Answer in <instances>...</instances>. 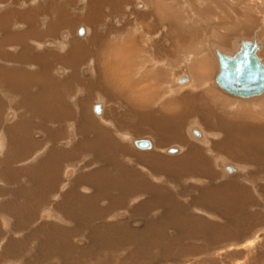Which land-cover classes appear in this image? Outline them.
Segmentation results:
<instances>
[{"label": "bare ground", "instance_id": "obj_1", "mask_svg": "<svg viewBox=\"0 0 264 264\" xmlns=\"http://www.w3.org/2000/svg\"><path fill=\"white\" fill-rule=\"evenodd\" d=\"M249 1L247 26L202 51L238 20L233 0H163L161 19L133 0H83L73 15L74 0H0V264H248L264 229V86L236 94L218 75L245 53L264 68V12ZM134 18L160 30L154 47L123 44ZM62 30L59 52L38 50ZM210 53L213 85L256 102L207 98ZM196 62L205 83L183 66L174 96L157 89L173 63Z\"/></svg>", "mask_w": 264, "mask_h": 264}, {"label": "rangeland", "instance_id": "obj_2", "mask_svg": "<svg viewBox=\"0 0 264 264\" xmlns=\"http://www.w3.org/2000/svg\"><path fill=\"white\" fill-rule=\"evenodd\" d=\"M142 1V2H141ZM163 0H159V3L156 1V0H133V2H132V8L133 9H135L134 10V12L136 13V14H138V15H143L144 13H145V10L144 11H141V10H138L137 8H136V4H145L146 6H148L147 8H150V10H151V6L154 8V11H153V13H155V14H157L156 15V17L158 16V19H161V17H162V15H160V12L158 11V8L159 7H161L163 4H160L161 2H162ZM192 2H193V5L194 6H196V5H198L197 4V0H191ZM235 1V2H234ZM247 1V2H246ZM246 1H241V0H233V2H231V3H229L230 4V6H231V8H232V10L233 11H231L230 12V14H232L233 16H236L237 17V19L238 20H236V23L233 25V26H231V27H229L226 31H224L223 33H220V35H219V37H223V40L222 39H217V37L215 38V37H209L208 39H206V38H203L202 39V43H203V48H202V51H205V50H207L208 49V42L209 41H217V42H220V43H223V44H225L226 43V38H228L229 36H231V34L233 35V34H236L237 33V30L239 29V28H245L247 25L245 24L247 21H248V18H251V17H249L248 15H249V13L247 12V10L248 9H244L245 7H247L248 5H246V3H248V0H246ZM254 5L253 6H255V5H258V6H260L261 8L259 9V10H261V12H264V0H250ZM249 1V2H250ZM218 2H222V0H218ZM199 7L200 6H202L201 4H199L198 5ZM220 6V5H219ZM129 7H131V6H129ZM226 7V6H225ZM249 7V6H248ZM221 10H225V9H223V8H221ZM138 11V12H137ZM140 11V12H139ZM236 13H235V12ZM221 12H223L221 15H219V13H218V15L221 17V18H223L224 19V17H223V15H225L226 16V14H224V11H221ZM258 16V15H257ZM120 17H122V16H120ZM218 17V16H217ZM255 17V14L254 15H252V18H254ZM244 18H245V21H244ZM157 19V20H158ZM167 19H169V20H171V16H169L168 14H167ZM221 22L223 21V20H220ZM257 21L259 22L260 20H259V17L257 18ZM257 22V23H258ZM140 23V24H139ZM129 27H126L127 29V31H125V28H123V31L126 33V42L125 41H123V44L124 45H126V46H128L129 45V40H131V41H135V36L134 35H137V42H139L138 43V46L139 45H142L143 47H145V49H147V46L148 47H154V45H155V43L157 42V38L155 39V41L153 42V44H150V43H148L147 42V40H146V38L147 37H149V36H155V37H157V34H159L158 32L160 31V30H156L155 31V34L154 33H148V32H151V31H146L145 30V28L147 29L148 27H147V21H141L140 19H133L132 21H130L129 22ZM243 24H244V26H243ZM134 25H138L139 27H140V32L139 31H137L138 29H135L134 28ZM230 25V24H229ZM241 25V26H240ZM83 26H86V25H83ZM222 26V25H221ZM223 26H226V25H223ZM86 27H88V26H86ZM255 28H257V25H252V32L251 31H248L247 30V32H251V33H247V34H245V33H239V35L238 36H242V35H245V36H247V37H251L252 36V34H253V30L255 29ZM134 32V33H136L137 32V34H134L132 31ZM67 34H68V32H67ZM75 35H77V32H76V34ZM142 35V36H141ZM160 35V34H159ZM79 37V36H78ZM124 37V38H125ZM218 37V38H219ZM81 38V37H80ZM139 38V39H138ZM148 39V38H147ZM141 40V41H140ZM128 41V42H127ZM229 41V40H228ZM132 45H134V44H132ZM146 45V46H145ZM125 46V47H126ZM199 46H201V45H199ZM202 47V46H201ZM209 47H210V44H209ZM210 49H211V47H210ZM186 50L187 49H185L184 51L186 52ZM208 51V50H207ZM185 54V53H184ZM211 54V53H210ZM210 54H207V55H205V56H207L208 57V61H209V63H210V65L212 66V68H211V74H210V76H208V78H207V80H209L208 82H209V84L208 85H210L209 86V88H205V94H206V96H207V98H214V99H216V100H218V101H220V99H221V101L222 102H224L223 101V99L224 100H228V101H231V102H233V103H238V104H242V105H248V104H250V103H252V102H256V100H249V101H242V100H238V99H236V98H233V97H230L229 95H227V94H225V93H223L221 90H219L217 87H215L214 85H213V80H214V78H215V75H216V73H217V65H216V62H215V60H214V57L212 56V54L210 55ZM186 62H188V61H186ZM171 66V65H170ZM183 66H185L184 68L185 69H183V70H185V72H189V69H190V72L189 73H191V75H192V78H193V80H194V82H193V84L195 85V84H203V83H205V81H206V79H204V80H199L198 78H199V76L200 75H203V70L201 69V67H200V65H199V63H193V64H188V63H173L172 64V67H171V69L169 70V72L167 73V77H166V79L165 80H163L162 82H161V84L157 87V89L158 90H165V86L168 84H170V86H171V88L173 89V93H172V96H174L175 94H176V90H175V88H178V86H175L174 84H173V82H172V80H173V77H175L176 75H178V70L181 68V67H183ZM145 75V74H144ZM211 80V81H210ZM147 81V80H146ZM196 81H197V83H196ZM192 84V85H193ZM144 86H146V84H143ZM187 88H190V87H187ZM187 88H183L184 90H182V89H180V90H177V91H184V92H186V89ZM212 88V89H211ZM209 89H211V90H209ZM187 90H189V89H187ZM207 90H209V91H207ZM213 90V91H212ZM175 91V92H174ZM209 93H211L212 94V96H211V94H209ZM215 95V96H214ZM208 96H210V97H208ZM220 97V98H219ZM262 98H264V96L262 97ZM262 98H260V99H262ZM260 99H258V100H260ZM257 100V101H258ZM96 103V102H95ZM258 104H260V103H257V104H255V105H258ZM189 125V124H188ZM190 126V125H189ZM188 126V127H189ZM193 128H200L201 130H202V128L200 127V126H198L197 124L196 125H193ZM188 130H189V128H188ZM187 137H189V140L191 139L192 140V137L190 136V132H189V134H188V131H187ZM207 137H209L210 139L212 138V137H210V136H206L205 138L208 140L209 138H207ZM142 138H148V139H153L152 137H150V136H145V137H135V140H139V139H142ZM209 139V140H210ZM155 142V141H154ZM132 145H133V143H132ZM175 146H178V145H175ZM172 147V146H171ZM171 147H168V148H171ZM179 147V146H178ZM133 149L136 151V152H140V150H137L136 148H134L133 147ZM166 149V148H165ZM164 149V150H165ZM142 153V152H141ZM164 154H165V152H164ZM166 155V154H165ZM167 156V155H166ZM220 170V169H219ZM142 221V220H141ZM259 231V230H258ZM260 233H262L261 235H262V237L261 238H257V244H256V251L254 252V254L253 255H251L250 254V256H248L249 257V259H248V264H264V261L263 260H259L258 259V255L260 254V250L259 249H261V248H263L264 249V229H263V232L262 231H260ZM260 244V245H259ZM219 246H222V245H219ZM253 258V259H252ZM242 263V262H241Z\"/></svg>", "mask_w": 264, "mask_h": 264}, {"label": "water", "instance_id": "obj_3", "mask_svg": "<svg viewBox=\"0 0 264 264\" xmlns=\"http://www.w3.org/2000/svg\"><path fill=\"white\" fill-rule=\"evenodd\" d=\"M220 67L218 82L227 90L241 95L262 91L264 68L257 60H252L249 54L245 53L243 58L234 64L222 59ZM138 145L145 147L147 144L138 142Z\"/></svg>", "mask_w": 264, "mask_h": 264}, {"label": "flooded vegetation", "instance_id": "obj_4", "mask_svg": "<svg viewBox=\"0 0 264 264\" xmlns=\"http://www.w3.org/2000/svg\"><path fill=\"white\" fill-rule=\"evenodd\" d=\"M75 1V3H73V5L72 6H69L68 7V10L72 13V15L73 14H76V13H74L73 11H71V9H72V7H73V9L74 8H77L78 7V9L80 10V8L82 7L81 5H82V3H83V0L81 1V0H74ZM51 3H55V0H51ZM43 4V13H41V14H45V15H47V14H49V12L47 11V10H49L50 9V6H51V4L50 5H47V4H45V3H42ZM79 4V5H78ZM136 8H137V4H136ZM134 10L135 9H133L132 8V11L134 12ZM138 12V11H137ZM140 12V11H139ZM80 13H81V10H80ZM42 16V15H41ZM102 26H104V25H99V31H101V29H102ZM28 27V24L27 23H23L22 21H16L14 24H13V28L16 30V31H22L24 28H27ZM81 28H83V26H80L79 28H78V30H77V35H75L76 34V32H75V34H74V36L75 37H78L79 35H78V32H79V30L81 29ZM134 28L136 29V25H134ZM140 28V27H139ZM87 30V29H86ZM67 32H68V34H67ZM71 36H72V34H70V32L69 31H67V30H62L61 32H60V34H59V36H58V38H55V39H49V38H46L45 39V41H44V43H42V44H40V47L38 48V50L39 51H41L40 50V48H43V49H46V50H55V51H57V52H59L60 51V48L61 47H64V42H66L67 40H70L71 39ZM79 38H80V36H79ZM21 48V47H20ZM21 52H23V50H20ZM90 70H86V72H89ZM56 72H57V75L58 76H60L61 74H60V72H61V67H58V69L56 70ZM86 72H85V74H86ZM57 76H56V74H55V72H54V79L56 78ZM0 80L1 81H5V79L4 78H2V77H0ZM73 96V95H72ZM74 97V96H73ZM15 118V116H14V114L12 113V112H10L8 115H7V118H6V120H7V123H10L13 119Z\"/></svg>", "mask_w": 264, "mask_h": 264}]
</instances>
